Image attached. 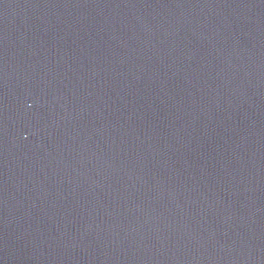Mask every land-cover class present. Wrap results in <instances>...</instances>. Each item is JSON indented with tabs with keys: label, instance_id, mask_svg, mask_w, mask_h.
Wrapping results in <instances>:
<instances>
[{
	"label": "water",
	"instance_id": "1",
	"mask_svg": "<svg viewBox=\"0 0 264 264\" xmlns=\"http://www.w3.org/2000/svg\"><path fill=\"white\" fill-rule=\"evenodd\" d=\"M0 264H264V0H0Z\"/></svg>",
	"mask_w": 264,
	"mask_h": 264
}]
</instances>
